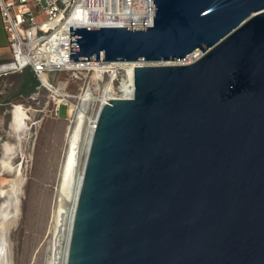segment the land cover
<instances>
[{"label":"water","instance_id":"water-1","mask_svg":"<svg viewBox=\"0 0 264 264\" xmlns=\"http://www.w3.org/2000/svg\"><path fill=\"white\" fill-rule=\"evenodd\" d=\"M70 38V61L154 64L99 109L65 264H264V0H154L151 27Z\"/></svg>","mask_w":264,"mask_h":264},{"label":"rangeland","instance_id":"rangeland-1","mask_svg":"<svg viewBox=\"0 0 264 264\" xmlns=\"http://www.w3.org/2000/svg\"><path fill=\"white\" fill-rule=\"evenodd\" d=\"M143 63L154 64L145 61ZM121 77H125L124 71L120 74ZM36 79L30 71L0 77V159L3 144L7 141L15 143L11 117L16 105H22L28 111L29 123L32 126L31 135L22 145L26 157L23 170L26 182L20 197L17 224L10 232L13 264H49L50 262L54 208L58 201L60 170L67 146L65 142L67 139L65 132L69 124L67 106L60 105L57 115L55 94L45 87H40V82L33 86L31 83ZM107 79L105 76V81ZM51 83L54 88H62L63 96H74L88 85L93 89L96 87L93 73H84L78 79L70 72L53 74ZM70 101L74 102L73 99ZM98 109L95 105L88 111L87 114L92 120L96 119ZM21 162V155L18 154L15 165ZM8 177L12 178V176ZM5 205L6 197L1 196L0 193V211ZM64 246L63 239L62 248ZM60 264L63 262L60 261Z\"/></svg>","mask_w":264,"mask_h":264},{"label":"built area","instance_id":"built-area-1","mask_svg":"<svg viewBox=\"0 0 264 264\" xmlns=\"http://www.w3.org/2000/svg\"><path fill=\"white\" fill-rule=\"evenodd\" d=\"M0 13L12 54L11 61L0 64V76L30 71L40 87L52 91L50 75L70 72L78 79L95 71L92 64L104 63L70 61V27H151L154 0H0ZM116 63L114 68H106L97 82L100 86L108 81L114 84L116 91L111 99H128L120 88L124 68ZM45 76L51 83L49 86L44 84ZM131 88L134 91V85ZM83 93L84 89L71 97L62 96L56 114L59 115L60 105L67 106L68 121L74 124L76 114L81 111ZM72 99L75 107L71 116L68 102ZM96 120L97 117L92 120L94 125Z\"/></svg>","mask_w":264,"mask_h":264},{"label":"bare ground","instance_id":"bare-ground-1","mask_svg":"<svg viewBox=\"0 0 264 264\" xmlns=\"http://www.w3.org/2000/svg\"><path fill=\"white\" fill-rule=\"evenodd\" d=\"M200 50L190 54L185 60L172 63L165 62L164 64H190L203 56ZM93 79L96 81V87L93 89L88 85L84 89L82 95L83 104L88 108H94L97 105L101 107L105 100H110L115 96V87L111 81H108L104 86H100L97 82L103 76L106 68H114V63H94ZM117 66L124 68L125 77L121 84V90L125 93L127 98L133 97L134 85V68L141 65H146L142 60L137 62H117ZM108 69V70H110ZM115 71V69H113ZM44 84L49 86L51 83L48 78L44 77ZM55 94L57 104L61 103L60 97L63 96L62 88H51ZM98 92V94H96ZM65 97H71L65 95ZM70 115H73L74 103L69 101ZM78 119L74 124H68L65 132L67 137V146L64 150L63 162L60 170V177L58 183V201L54 208L53 216V242L52 251L49 264H60V261L65 264L66 254L68 248V240L71 229L72 216L76 204V199L82 180V171L87 156V151L90 142V136L94 131L95 123L92 122L91 117L83 111L76 114ZM84 118V119H83ZM30 116L28 111L22 105H16L12 117L11 128L14 137V144L7 141L3 144V153L0 159V193L1 196L6 197L5 208L0 211V264H13L12 251L10 243L11 229L16 226L20 213L21 193L25 185V178L23 175L25 155L22 150L23 141L28 139L32 132V126L29 123ZM87 121V124L85 122ZM21 155L22 162L15 165L17 155ZM84 155V159H82ZM81 166V167H80ZM8 176H12L9 178ZM64 216V223L62 226V236L65 240V246L59 247L58 254L55 255V237L61 227V220Z\"/></svg>","mask_w":264,"mask_h":264},{"label":"crops","instance_id":"crops-1","mask_svg":"<svg viewBox=\"0 0 264 264\" xmlns=\"http://www.w3.org/2000/svg\"><path fill=\"white\" fill-rule=\"evenodd\" d=\"M11 59H12V54L9 48L8 36L4 29L2 17L0 13V64L7 63L11 61ZM24 72H21V73H24ZM12 74H18V73H11L8 75H12ZM8 75H3V76H8ZM3 76H0V77H3ZM50 80H51V75H50ZM67 119H68V116H67ZM65 142H67V139H65Z\"/></svg>","mask_w":264,"mask_h":264},{"label":"trees","instance_id":"trees-1","mask_svg":"<svg viewBox=\"0 0 264 264\" xmlns=\"http://www.w3.org/2000/svg\"><path fill=\"white\" fill-rule=\"evenodd\" d=\"M39 81L36 79L33 83H31L33 86H35L36 84H38Z\"/></svg>","mask_w":264,"mask_h":264}]
</instances>
